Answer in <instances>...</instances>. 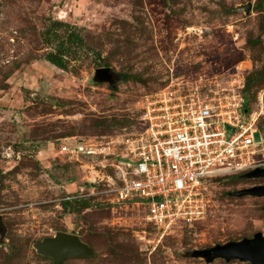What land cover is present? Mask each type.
I'll return each instance as SVG.
<instances>
[{
  "label": "rangeland",
  "instance_id": "obj_1",
  "mask_svg": "<svg viewBox=\"0 0 264 264\" xmlns=\"http://www.w3.org/2000/svg\"><path fill=\"white\" fill-rule=\"evenodd\" d=\"M54 32L84 39L66 70L45 60ZM172 80L205 92L243 82L264 140V0H0V264H53L34 245L58 233L95 253L66 264H208L191 254L264 236V198L233 196L261 179L211 182L207 218L163 238L143 206L114 203L121 142L140 131L143 97ZM75 143L97 153L70 159L62 147Z\"/></svg>",
  "mask_w": 264,
  "mask_h": 264
},
{
  "label": "built area",
  "instance_id": "obj_2",
  "mask_svg": "<svg viewBox=\"0 0 264 264\" xmlns=\"http://www.w3.org/2000/svg\"><path fill=\"white\" fill-rule=\"evenodd\" d=\"M243 88L239 82L205 92L172 80L145 95L140 131L121 142L114 203L143 206L146 222L163 238L179 223L192 227L207 218L213 180L264 168L258 117H246ZM62 153L74 159L97 151L75 143Z\"/></svg>",
  "mask_w": 264,
  "mask_h": 264
},
{
  "label": "water",
  "instance_id": "obj_3",
  "mask_svg": "<svg viewBox=\"0 0 264 264\" xmlns=\"http://www.w3.org/2000/svg\"><path fill=\"white\" fill-rule=\"evenodd\" d=\"M251 7H248V13ZM96 79L101 82H114V77L109 68H101L96 71ZM241 179H261L264 180V168H258L242 175ZM235 197L264 198V184L245 190H240L233 194ZM38 255L49 258L53 264H66L70 259L91 258L94 251L75 235L58 233L54 238L44 239L34 245ZM194 258L204 259L206 263L212 264L216 260L240 261L250 264H264V236L256 234L251 239H243L239 242H231L226 245H218L214 248L196 251L191 254Z\"/></svg>",
  "mask_w": 264,
  "mask_h": 264
},
{
  "label": "trees",
  "instance_id": "obj_4",
  "mask_svg": "<svg viewBox=\"0 0 264 264\" xmlns=\"http://www.w3.org/2000/svg\"><path fill=\"white\" fill-rule=\"evenodd\" d=\"M54 25L56 26V28L58 26L69 27V25L63 24L60 22H55ZM47 37L49 39H52V41H54L55 51L53 53H49L45 57V60L60 70H66V68L68 67V60H67L68 56L76 54L78 52V50H81L83 48V44H84L83 37L79 34H76L75 32H67L65 36L60 35L59 32L58 33L54 32L53 35L48 34ZM258 41H260V40H257V42H253L250 40L248 43L251 45L252 49H254L257 45H260V43ZM253 78L254 77H252V76L248 78V81H247L248 85H249L251 79H253ZM248 104H249V101L247 100V97H245V106H244L245 111L248 110ZM258 132H259L258 135L261 136L259 129H258ZM261 138L263 139V136H261ZM241 177H242V175H238V176H233V177L219 178V179H216L213 181H215V182L225 181V180H239L240 181V180H243V179H241ZM262 181H264V180H262ZM76 204H81L84 206V208L89 207V204L87 202H84V201H80V202L65 201L63 203V207H64L65 211H68L71 209H75L74 205H76ZM89 247L93 250V248L91 246H89ZM16 253H17L16 250H12V253L7 258V261L14 260ZM78 259L91 261L94 258L91 257V258H78Z\"/></svg>",
  "mask_w": 264,
  "mask_h": 264
}]
</instances>
